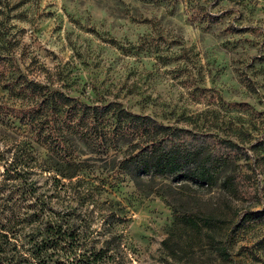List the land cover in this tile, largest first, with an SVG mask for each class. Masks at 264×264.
Wrapping results in <instances>:
<instances>
[{
    "label": "rangeland",
    "instance_id": "obj_1",
    "mask_svg": "<svg viewBox=\"0 0 264 264\" xmlns=\"http://www.w3.org/2000/svg\"><path fill=\"white\" fill-rule=\"evenodd\" d=\"M0 32L8 57L0 73V180L12 152H27L26 182L41 204L28 199L21 210L37 215L34 226L57 220L76 228L86 247L107 251L99 264H264L263 251H255L258 260L249 253L263 223L230 235L222 260L221 234L180 220L229 201L236 223L264 198L232 199L221 179L206 186L181 173L132 176L111 170L112 157L85 153L87 169L67 178L63 159L30 141L10 114L20 101L3 88L20 75L87 104L118 103L231 141L242 148L233 166L245 171L264 158V0H0ZM12 184L0 185V198Z\"/></svg>",
    "mask_w": 264,
    "mask_h": 264
},
{
    "label": "trees",
    "instance_id": "obj_2",
    "mask_svg": "<svg viewBox=\"0 0 264 264\" xmlns=\"http://www.w3.org/2000/svg\"><path fill=\"white\" fill-rule=\"evenodd\" d=\"M1 50L0 73H4L1 61L8 57L2 56ZM10 85L3 88L13 101H20L10 114L28 128L30 141L45 145L63 159L67 178L87 169L91 158H82L85 153L104 156V162L112 157L111 170L116 168L132 176L181 173L180 177L206 186L221 179L222 190L232 199L259 203L264 198V184L260 185L261 180L264 183V158L256 159L245 171L239 170V166H233V155L242 148L231 141H216L210 134L165 125L150 116L134 114L118 103L87 104L20 75ZM66 142L74 146L75 153L68 151ZM25 153L12 152L0 180L1 186L13 183L8 190L13 193L0 198V264H99L110 258L104 248L86 247L76 228L57 220L34 226L37 215L22 212L28 199L41 204L32 184L26 182L31 166ZM261 205L260 210L246 211L236 223L228 214L239 216V212L229 201L217 211L192 213L180 220L192 229L221 234L217 242L221 245L216 250L225 260L230 235L235 236L253 223L264 224V202ZM209 237L214 238L213 234ZM255 246L249 253L258 260L255 251L264 252V234Z\"/></svg>",
    "mask_w": 264,
    "mask_h": 264
}]
</instances>
